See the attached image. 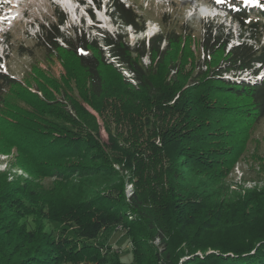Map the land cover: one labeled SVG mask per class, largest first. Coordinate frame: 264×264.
Wrapping results in <instances>:
<instances>
[{
	"label": "rangeland",
	"instance_id": "1",
	"mask_svg": "<svg viewBox=\"0 0 264 264\" xmlns=\"http://www.w3.org/2000/svg\"><path fill=\"white\" fill-rule=\"evenodd\" d=\"M88 1L0 0V57L3 66L0 72L13 80L15 92L19 93L24 89V95L18 100L13 96L11 88H1L4 100L27 113H36L37 108H32L26 101L30 99L34 103L36 101L33 95L37 96L48 104L47 109L54 111L50 119L57 127L55 136H59L58 139L63 140V143L75 139L80 148L77 147L74 151L76 155L70 159L60 161L63 169L68 167V170H71L74 167L80 175L57 179L41 176L33 171L29 165L24 164L15 148L0 147V192L1 189L13 188L25 182L34 190V196L40 201L35 203L37 200L34 199L30 203L23 202L13 217L6 212V206L2 207V243L9 240L2 233L10 231H15L16 236L8 235L9 238L24 249L35 240L43 239L42 237L47 236L49 240L66 238L71 242V246L87 244L97 248L101 257L107 258V263H113L119 258L121 263L130 264L131 239L123 226L104 228L93 241L81 239L78 230L90 219L103 213L104 207L109 205L103 200L110 194L113 198L124 196L127 200L135 189L138 192L147 190L144 194L149 212L155 211V208L151 207L153 204L165 206L173 193L175 198L202 201L208 207L207 224L191 230L187 243H183L181 238L177 239L174 246L178 247L182 255L179 264L195 256L201 257L203 253L219 254L213 246L232 250L244 243L246 236L264 228V118L255 128L247 151L237 162L229 163L228 167L211 171L198 166H184L183 169L180 166L181 171L178 168L176 171L177 175L182 177L173 182V177L169 179L159 171L165 162L162 157L156 159L150 155L148 160L144 159L140 164L128 165L125 161L126 155L133 154L136 148L141 150V154H149L146 146L152 137L151 130L144 128L145 112L133 115L128 113L124 116L123 105L126 102H121L138 100V94L121 82L131 78L130 72L119 60L109 56L107 47H101L102 50L98 52L89 50L88 53L79 49V54L84 56H95L97 60L102 57L98 76L104 95L100 101L89 102L91 86L88 73L78 65V58L71 56L60 41L57 42L61 49L57 51L47 46L43 42L38 24L42 21L55 24L56 12L61 13L64 23L59 31L73 40L75 33H72L71 28L73 24L77 26L83 18L84 25L81 29L85 33V40L96 38L98 32L108 34L112 38L120 34L122 43L131 48L137 47L142 40L147 47L149 36L161 33L164 28L169 31L177 30L178 35L181 34L184 39L185 44L181 46H187L181 56L182 60L179 61V56L171 55L166 61L156 65L157 70L164 72L168 67L166 64L172 59L177 61L178 68L184 72L194 69L191 72L196 75L205 70L203 58L207 57L198 48L206 33L214 35L215 31L217 33L221 30L225 39L229 40V45H234L244 29L225 18L222 8L218 7L216 11L205 8L209 7L206 5L214 7L215 3H223L226 6L224 0H117L125 7H133L142 16L144 23L141 26L144 32L141 33L130 27L121 28L119 20L115 19L111 12L112 0H94L99 4V8L95 4L89 5ZM236 1L257 6L252 0ZM196 5L204 7L196 8ZM13 8L16 11H13ZM211 12L218 13L219 16L214 18ZM13 13L20 15L13 18ZM88 18L96 24V28L91 26L90 29L96 30H89ZM2 21L6 24H2ZM261 23L264 24V21ZM180 27L186 29L180 31ZM204 29H208V32ZM76 36L79 37V32ZM97 38L101 36L98 35ZM98 41L101 42L100 39ZM261 45H264V30L261 33ZM198 54V65L195 60L193 67L191 55L195 57ZM140 63L148 66L150 58L144 56ZM263 75L264 71L260 72L257 78L247 72L236 75L228 73L223 77L254 83ZM69 98L75 104V100L80 103L76 105V111ZM91 104L98 109L105 108V115L100 116ZM153 121L155 119H151V122ZM85 125L93 130L90 134L87 133ZM137 178L140 183L135 188L133 182H136ZM168 180L173 183L170 190L167 186ZM239 201L240 204H237ZM2 203L0 200V205ZM188 244L211 247L204 251L188 252ZM154 246H157V242ZM226 254L232 255L230 251Z\"/></svg>",
	"mask_w": 264,
	"mask_h": 264
},
{
	"label": "trees",
	"instance_id": "2",
	"mask_svg": "<svg viewBox=\"0 0 264 264\" xmlns=\"http://www.w3.org/2000/svg\"><path fill=\"white\" fill-rule=\"evenodd\" d=\"M254 1L258 7L243 8L236 0H224L227 3L225 11L244 29L239 37L241 41L227 48L229 40L225 39L221 30L217 33L215 31L214 35L206 33L198 48L207 57L203 58L205 70L197 75L191 72L194 69L184 72L178 68L177 61L172 59L166 64L168 67L164 72L157 70L156 65L166 61L171 55L179 56V61L182 60L181 56L187 46H181L185 43L177 30L169 31L164 28L161 33L147 40V47L142 40L137 47L131 48L122 43L120 34L113 38L103 34L99 38L101 42L97 37L87 41L83 35L75 38L76 40L67 38L58 29V25H62L64 21L62 14L58 12L55 15L58 24L40 25V28L43 42L47 46L57 51L61 49L57 41L61 40L64 48L71 56L78 58V65L88 73L91 86L89 102L100 101L104 95L98 76L102 57L97 60L95 56L91 58L79 54L78 50L85 53L89 50L98 52L101 47H107L109 56L125 65L131 78L121 82L138 94V100L121 102H126L123 105L124 116L128 113L133 115L145 112L144 128L151 130L152 134L146 146L149 154H141V150L136 148L133 154L126 155V164H140L144 159L148 160L150 155L156 159L162 157L165 162L159 171L169 179L173 177L171 180L174 182L182 177L176 171L177 168L180 170V166L182 169L184 166H198L215 171L237 162L247 151L255 128L264 118V79L249 83L223 77L228 73L236 75L243 72L255 75L259 67H264V45H261L264 0ZM112 6V15L122 26L130 27L138 33L144 32L141 26L144 20L136 9L125 7L117 0L113 1ZM182 29L186 28H179L180 31ZM204 30L208 32V29ZM249 41L253 43L250 44ZM144 56L150 58L148 66L140 63ZM191 58L193 67L195 60L198 65L199 54L195 57L191 55ZM13 83L12 79L0 73V147L15 148L24 164L41 176L57 179H68L70 175L79 176L80 173L74 167L71 170L68 167L63 169L60 164L62 159H70L76 155L74 151L79 148V143L75 139L63 143V140L58 139L59 136H55L57 127L50 119L54 111L47 109L48 104L37 96L33 95L36 101L34 103L30 99L26 101L32 108H37L36 113H27L5 101L1 88H11L13 96L18 100L24 95V89L19 93L15 92ZM40 91L43 93L42 89ZM75 101L76 104L71 101L74 111L76 105L80 104ZM91 106L100 116H104L107 111L105 108L94 107V104ZM151 119L155 121L151 122ZM85 128L88 134L93 131L87 125ZM138 181L140 179L137 178L133 182L135 188L140 183ZM172 181H167L169 190L173 187ZM1 191L0 200L3 203L0 205V220L3 219V206H6L10 217H13L23 202L37 200L34 190L25 182ZM144 192L147 190L138 192L135 189L127 200L124 196L113 198L110 194L103 200L109 203L104 207L103 213L80 228L78 236L93 241L104 228L123 226L131 239L130 264H179L182 255L178 247L174 246L177 239L181 238L183 243H187L191 230L198 229L199 225H206L209 221L206 218L209 209L202 201L175 198L173 193L165 206L153 204L151 207L155 211L149 212ZM153 197L156 198L155 193ZM244 204L247 205V200ZM2 234L9 240L2 243L0 239V264H123L119 258L113 263H107V258L101 257L97 248L87 244L71 246L66 238L49 240L47 236L42 237L43 239L35 240L24 249L9 238L10 235L16 236L15 231ZM245 239L244 243L232 250L213 246L219 254L203 253L201 257L195 256L183 264H264V228ZM156 242L157 246H154ZM187 247L188 252H194L204 251L211 246L188 244ZM228 251L232 255L226 254Z\"/></svg>",
	"mask_w": 264,
	"mask_h": 264
},
{
	"label": "snow or ice",
	"instance_id": "3",
	"mask_svg": "<svg viewBox=\"0 0 264 264\" xmlns=\"http://www.w3.org/2000/svg\"><path fill=\"white\" fill-rule=\"evenodd\" d=\"M3 68V66L2 65H0V69H2Z\"/></svg>",
	"mask_w": 264,
	"mask_h": 264
}]
</instances>
